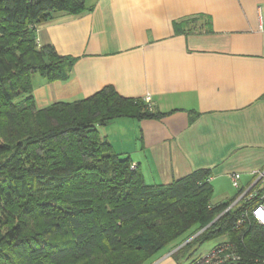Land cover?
<instances>
[{"label":"trees","instance_id":"trees-1","mask_svg":"<svg viewBox=\"0 0 264 264\" xmlns=\"http://www.w3.org/2000/svg\"><path fill=\"white\" fill-rule=\"evenodd\" d=\"M89 9L86 0H0V264H149L189 238L175 257L190 259L219 237L239 255L224 264H264V225L251 215L238 224L255 201L213 203L205 169L147 184L100 133L115 118L160 116L145 99L107 86L37 106L34 74L66 80L76 60L41 45L37 24Z\"/></svg>","mask_w":264,"mask_h":264},{"label":"crops","instance_id":"crops-1","mask_svg":"<svg viewBox=\"0 0 264 264\" xmlns=\"http://www.w3.org/2000/svg\"><path fill=\"white\" fill-rule=\"evenodd\" d=\"M79 14L37 24L39 43L76 58L66 80L34 79L38 107L112 86L151 97L160 116L119 117L99 127L150 185L209 171L213 203L236 197L264 167V0H86ZM196 18L183 30L176 22ZM149 105V104H148ZM132 163V164H133ZM240 172V188L231 174ZM190 239V238H189ZM149 264H190L175 252Z\"/></svg>","mask_w":264,"mask_h":264},{"label":"built area","instance_id":"built-area-1","mask_svg":"<svg viewBox=\"0 0 264 264\" xmlns=\"http://www.w3.org/2000/svg\"><path fill=\"white\" fill-rule=\"evenodd\" d=\"M144 99L149 104V108H152L151 97L147 95ZM136 166V164H132V168H135ZM254 173L255 178L253 182L246 188H242L231 204V206H233L243 202L255 201L254 204L245 210L243 217L238 220V224H241L245 217L251 215L258 223L264 225V167L256 170ZM240 177V172H233L231 174L232 183L237 188H240ZM230 249V243L222 242L214 247L210 252L196 257L190 264H224L230 260L239 258V255H236Z\"/></svg>","mask_w":264,"mask_h":264},{"label":"rangeland","instance_id":"rangeland-1","mask_svg":"<svg viewBox=\"0 0 264 264\" xmlns=\"http://www.w3.org/2000/svg\"><path fill=\"white\" fill-rule=\"evenodd\" d=\"M40 75L38 73L34 74L33 78L35 80H38L37 78L39 77ZM41 77V76H40ZM213 200V199H212ZM220 238H223V237H219V238H215V239H212L210 241H207V242H204L199 248L198 250L196 251V253H199V252H202L204 251V249H209L208 245H212L214 246L213 244H215ZM213 248H210L209 250H207L205 253H208L212 250Z\"/></svg>","mask_w":264,"mask_h":264},{"label":"water","instance_id":"water-1","mask_svg":"<svg viewBox=\"0 0 264 264\" xmlns=\"http://www.w3.org/2000/svg\"><path fill=\"white\" fill-rule=\"evenodd\" d=\"M202 230H203V229H202ZM202 230H200V231H202ZM200 231H199V232H200Z\"/></svg>","mask_w":264,"mask_h":264}]
</instances>
